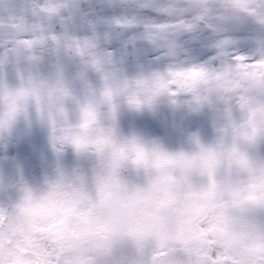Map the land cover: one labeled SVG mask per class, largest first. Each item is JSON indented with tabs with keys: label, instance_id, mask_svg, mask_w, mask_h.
<instances>
[{
	"label": "rangeland",
	"instance_id": "374dc122",
	"mask_svg": "<svg viewBox=\"0 0 264 264\" xmlns=\"http://www.w3.org/2000/svg\"><path fill=\"white\" fill-rule=\"evenodd\" d=\"M31 87L27 79L0 86L1 174L36 167L41 174L15 191V180L1 178V188L7 189L1 210H10L0 228L2 242L14 246L9 252L2 244L1 264H45L58 259L59 248L61 264H132L138 254L145 260L155 254L161 239L175 240L173 231L177 240L189 233L199 248L207 232L215 246L221 237L246 240L244 246L252 250L264 245V146L251 143L253 128L246 122L215 131L206 112H173L165 104L156 114L129 111L128 96L151 94L133 83L119 93L125 104L119 123L94 109L85 124L81 111L71 123L57 124L49 150L35 129L34 151L21 154L13 144L5 153L11 135H24L35 96L20 93ZM118 164L127 170L125 177L110 175ZM109 175L112 184L101 186ZM117 207L126 210L121 219ZM91 209L98 217L84 233L80 221ZM105 231L111 252L91 251ZM81 237L84 242L76 244ZM120 243L128 248L122 250Z\"/></svg>",
	"mask_w": 264,
	"mask_h": 264
},
{
	"label": "snow or ice",
	"instance_id": "6c2138e0",
	"mask_svg": "<svg viewBox=\"0 0 264 264\" xmlns=\"http://www.w3.org/2000/svg\"><path fill=\"white\" fill-rule=\"evenodd\" d=\"M32 85L21 154L39 129L52 146L57 124L82 111L120 122L129 111L211 114L215 131L246 122L264 146V0H9L0 9V86Z\"/></svg>",
	"mask_w": 264,
	"mask_h": 264
},
{
	"label": "flooded vegetation",
	"instance_id": "af4514ba",
	"mask_svg": "<svg viewBox=\"0 0 264 264\" xmlns=\"http://www.w3.org/2000/svg\"><path fill=\"white\" fill-rule=\"evenodd\" d=\"M8 2L9 0H0V9L5 8ZM12 179L15 180V183L11 186V190L14 191L18 189L19 186H22L23 184H28V182L32 181V178L28 176L27 172L26 174H23L21 172L14 173ZM6 190L7 189L1 188V171H0V228L2 221L3 220L8 221L9 219L7 218L8 216L7 212L10 211L9 208L5 209V212L1 210V208H3L5 205V204L3 205L2 203V195L3 193H5ZM6 195L8 196V194ZM5 207H8V205ZM209 214L210 212L206 211L204 216L208 218ZM86 217H92V214ZM169 228L171 231H173L172 226H170ZM163 230L166 231V226L163 227ZM139 232L140 235L142 236L141 230H139ZM173 232L171 236H173L175 240L169 241V239L166 238L165 240L161 239V242L158 243L161 250L160 252L180 249L186 252L194 253L196 250V254L201 259V264H264V245L260 248L252 250L244 246L246 240H243L242 242L239 243L238 240L235 241L221 237L220 241L218 242V245L215 246L212 235L210 234L211 235L210 237L207 232V234L204 235L201 243V247L199 248L193 243L192 237L189 233L183 235L180 240H177ZM156 233L157 231H154L153 235L155 237H158L157 235H155ZM164 234H168V233L165 232ZM216 238L219 240L218 237ZM100 239H104V237H100ZM182 241L185 242V244L182 245ZM104 243H105L104 241H101L102 245ZM4 245H6L9 252H11L13 250L12 248H14V246H12L10 242L4 241ZM28 248H30V246ZM1 249H2V232L0 230V254H1ZM197 252H199L200 254ZM0 264H1V258H0Z\"/></svg>",
	"mask_w": 264,
	"mask_h": 264
},
{
	"label": "water",
	"instance_id": "95a60500",
	"mask_svg": "<svg viewBox=\"0 0 264 264\" xmlns=\"http://www.w3.org/2000/svg\"><path fill=\"white\" fill-rule=\"evenodd\" d=\"M149 264H198L190 253L172 252L154 258Z\"/></svg>",
	"mask_w": 264,
	"mask_h": 264
},
{
	"label": "bare ground",
	"instance_id": "6f19581e",
	"mask_svg": "<svg viewBox=\"0 0 264 264\" xmlns=\"http://www.w3.org/2000/svg\"><path fill=\"white\" fill-rule=\"evenodd\" d=\"M45 247H46V248H45V249H46V252H48V246H47V245H45Z\"/></svg>",
	"mask_w": 264,
	"mask_h": 264
}]
</instances>
